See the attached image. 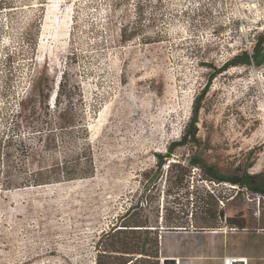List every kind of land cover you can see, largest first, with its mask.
Here are the masks:
<instances>
[{
	"label": "rangeland",
	"instance_id": "374dc122",
	"mask_svg": "<svg viewBox=\"0 0 264 264\" xmlns=\"http://www.w3.org/2000/svg\"><path fill=\"white\" fill-rule=\"evenodd\" d=\"M10 1L0 4V264H95L101 232L136 205L159 229L134 236L149 252L167 229L225 225L205 207L264 228V197L187 166L197 154L222 175L245 170L264 181V63L215 73L251 53L264 0ZM138 9L139 27L153 21L158 37L118 43L119 23ZM65 70L78 85L94 176L33 182L54 178L50 167L73 155L70 145L46 149L37 131L44 96ZM203 89L197 143L157 169L155 155L180 140Z\"/></svg>",
	"mask_w": 264,
	"mask_h": 264
},
{
	"label": "trees",
	"instance_id": "16d2710c",
	"mask_svg": "<svg viewBox=\"0 0 264 264\" xmlns=\"http://www.w3.org/2000/svg\"><path fill=\"white\" fill-rule=\"evenodd\" d=\"M119 3H123L127 0H118ZM2 5H10V0H0ZM114 11L117 10L119 4H115ZM137 8V6H136ZM141 14L139 9L137 10L135 20L133 22L127 21L126 23H119L117 27L118 43H128L132 41H138L142 44H150L155 42V37L158 34L152 31L153 21L145 26V29L139 27L141 21ZM153 20V19H152ZM264 32L259 34L256 38V42L252 48L251 53L242 51L240 54L234 55L231 59L225 62L218 70L216 74H220L223 71L238 66H250L253 64L255 67H259L264 63ZM216 74L213 77H216ZM77 83H70L67 71H63L54 89L51 90V94L44 96V103L42 108V118L40 120L41 129L37 130L40 134H43L46 149H55L59 146L65 148L69 145L73 155L69 157L63 156L61 162L56 163L50 167L49 172L53 173L54 178H50L45 173L46 177L41 179H33V182H45L51 181H72L77 179H87L94 176L95 167L93 161L92 148L88 143L87 125L85 119L82 116L81 111H77L78 101L81 102L80 94L78 93ZM206 91L201 90L192 103L191 117L186 126L184 134L180 140L171 143L166 150L165 155H155L157 162V169L163 163L164 159H169L176 148L186 146L188 144L195 145L197 143V122L198 114L201 108V101L205 96ZM77 142V143H76ZM81 142V144L79 143ZM75 144V146H74ZM77 144V145H76ZM77 148V149H76ZM178 163H173L169 167L175 166ZM187 166L197 167L201 170L204 180L212 182H226L239 189L245 188L251 193L261 195L264 197V181L259 175H250L247 171L241 173H233L232 175H222L218 170L211 165H208L204 159L197 154H193L187 161ZM146 174V173H145ZM158 175H156L157 177ZM260 178L256 181L257 178ZM37 183L36 185H39ZM208 194V193H206ZM237 193L232 200H236ZM208 196H210L208 194ZM203 210V209H202ZM143 209L138 205L127 209L126 214L123 215L121 225H112L108 230L101 232V235L96 243L94 249L97 252V259L95 264H107L103 259L112 258L114 262L108 264H136L137 262H147L148 264H159L158 261V239L152 243V247L155 248L152 251H147L146 246L149 241L144 237L139 240L135 235L147 234L150 231H158L157 226H150L148 218L142 217L140 214ZM205 214L209 219L219 218L222 222L225 219V225L235 228H246V220L243 215H228L222 208H209L205 207ZM119 227V228H118ZM153 227V228H151ZM181 230H187L185 226H181ZM214 227V226H211ZM167 231H179L178 229H167ZM122 235V236H121ZM126 235H132L128 238ZM121 236V237H120Z\"/></svg>",
	"mask_w": 264,
	"mask_h": 264
},
{
	"label": "crops",
	"instance_id": "0c3cea01",
	"mask_svg": "<svg viewBox=\"0 0 264 264\" xmlns=\"http://www.w3.org/2000/svg\"><path fill=\"white\" fill-rule=\"evenodd\" d=\"M230 228L160 232L159 264L164 259L175 260L173 264H223L224 257L240 259V264H264V228Z\"/></svg>",
	"mask_w": 264,
	"mask_h": 264
},
{
	"label": "built area",
	"instance_id": "2783aa9c",
	"mask_svg": "<svg viewBox=\"0 0 264 264\" xmlns=\"http://www.w3.org/2000/svg\"><path fill=\"white\" fill-rule=\"evenodd\" d=\"M222 222L225 223V219H223ZM235 230H236L235 227L230 228V231H235ZM176 263H178V261H176ZM222 263L223 264H240L241 261L240 259H237L235 257H224Z\"/></svg>",
	"mask_w": 264,
	"mask_h": 264
},
{
	"label": "water",
	"instance_id": "95a60500",
	"mask_svg": "<svg viewBox=\"0 0 264 264\" xmlns=\"http://www.w3.org/2000/svg\"><path fill=\"white\" fill-rule=\"evenodd\" d=\"M174 262H175V260H173V259H164V260H162L163 264H173Z\"/></svg>",
	"mask_w": 264,
	"mask_h": 264
}]
</instances>
